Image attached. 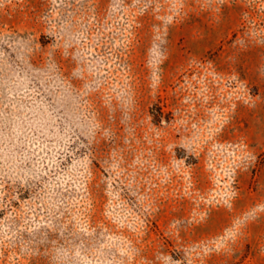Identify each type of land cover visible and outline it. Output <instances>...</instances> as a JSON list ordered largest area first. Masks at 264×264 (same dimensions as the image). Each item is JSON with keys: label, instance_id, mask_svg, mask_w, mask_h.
<instances>
[{"label": "rangeland", "instance_id": "374dc122", "mask_svg": "<svg viewBox=\"0 0 264 264\" xmlns=\"http://www.w3.org/2000/svg\"><path fill=\"white\" fill-rule=\"evenodd\" d=\"M0 264H264V0H0Z\"/></svg>", "mask_w": 264, "mask_h": 264}]
</instances>
